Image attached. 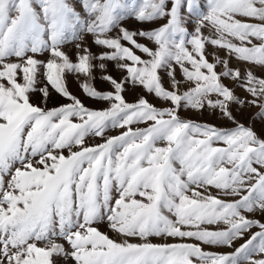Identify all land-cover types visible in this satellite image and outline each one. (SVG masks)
Here are the masks:
<instances>
[{
  "label": "snow or ice",
  "instance_id": "obj_1",
  "mask_svg": "<svg viewBox=\"0 0 264 264\" xmlns=\"http://www.w3.org/2000/svg\"><path fill=\"white\" fill-rule=\"evenodd\" d=\"M125 18L166 22L134 32ZM86 34L103 49L98 55ZM69 42L75 62L63 51ZM208 45L228 58L210 62ZM232 58L264 66V0H207L206 12L199 0H0V264H264V223L246 215L264 214V139L232 114V105L251 104L264 119V78L233 68ZM113 62L120 80L108 73ZM176 66L190 85L183 92ZM95 71L111 91L92 85ZM66 74L83 76V93L108 107H86L69 92ZM40 76L46 83L37 89ZM128 84L170 107L143 97L128 103ZM49 86L70 102L51 109L30 102L37 90L47 101ZM205 108L235 126L179 115ZM110 127L121 131L105 136ZM87 137L103 142L89 146ZM105 219L118 239L93 226ZM252 228L259 231L248 235Z\"/></svg>",
  "mask_w": 264,
  "mask_h": 264
},
{
  "label": "rangeland",
  "instance_id": "obj_2",
  "mask_svg": "<svg viewBox=\"0 0 264 264\" xmlns=\"http://www.w3.org/2000/svg\"><path fill=\"white\" fill-rule=\"evenodd\" d=\"M199 3L201 5V10L206 12L207 11V0H199ZM165 22L166 21H164V20H158V21L150 22V23H140V22L136 21L134 18H125L122 21V24L129 31L135 32V31H139L141 29L151 30V29L159 27L160 25H162ZM250 22H257V21H250ZM194 27H195V21L194 20L189 21V24H188L189 30L191 31ZM115 34H116L115 31L110 33V35H113V36ZM204 34L206 36H211V35H213V30L210 27L206 28V29H204ZM137 39H138V42H140L142 44H147L149 47H154V45L151 42L147 41L145 38L137 37ZM83 42L91 49L93 54L98 55L103 50L101 48H98L97 46H95L92 43V37L90 35L86 34L84 36ZM253 43L259 44L260 41L253 39ZM63 51L71 58L72 61H74V62L76 61L77 49H76L74 43H72V42L66 43L63 46ZM137 54L141 55L142 58H145V59L147 58L142 53L137 52ZM206 56L210 62H214L215 57H220V58H224V59L228 58V54L226 51L221 50L218 47H213L211 45L206 46ZM37 58L40 60H46L47 59V53H45L43 55H39ZM9 61L10 62H17L15 57H10ZM230 64L233 68H239L242 72H247L248 70H251L255 76H257L259 78H264V66H260V65H256V64H249L246 62H240V61H237L235 58H232L230 60ZM216 70L219 72L221 70V67H217ZM108 73L112 77L116 78L117 80L122 79L124 76V73L115 66L114 62L108 64ZM159 74L162 77L163 86L166 89L171 90V82H170V79L165 74V72L161 71ZM93 75H94L95 79L91 80V83L97 90H99L101 92H107V91L112 90L110 83L104 81L101 78V74L99 71H95L93 73ZM175 75H176V79L178 81H182V73L180 71L179 66H176ZM18 79H20L22 82V77H20ZM84 79L85 78L83 76H81L78 79L75 74H66L65 83H66V86H67L69 92L72 95L78 97L83 102V104L90 109L101 110V109L107 108L108 107L107 102L94 100L92 98L87 97L83 93L80 85L82 82H84ZM39 80L41 82L36 85L37 89L44 87V85L46 83L43 80V76H40ZM224 83L227 84L230 88H232L234 90L235 95L238 96L241 100L251 99L249 94L243 88L237 87L230 80H224ZM189 86H190L189 84L182 81L180 91L183 92ZM49 91H50V95L47 98V101H45V99L43 98V96L39 90L31 92L29 94L30 95V102L36 106L41 107V108H48V109L59 107L62 104L70 102L67 99H65L64 97H61L59 94H57L54 90H52L50 88V86H49ZM123 95H124L125 100L128 103H134L138 100V98L143 97L150 104L154 105L158 109L170 107L169 103L156 98L153 94L148 93L141 86L133 87L131 84H128L125 88V91L123 92ZM259 111H260V109L258 107L253 106L251 104H246L243 107H241L238 104L232 105V114L235 117V119L239 123L243 124L244 126L252 128L258 136H260L262 139H264V119L257 118V113ZM179 115L182 119L190 120L192 122L201 123V124L214 125L217 128H232L235 126L231 121L223 118L220 115L219 111L213 112L207 108L200 110V111L192 110V109H181L179 112ZM137 126L143 127L144 125H133V127H137ZM120 131H121L120 129H112L110 127L109 129L106 130L105 136L118 135L120 133ZM102 142H103V140L101 138H98V137H87L85 140V143L89 146L95 145L97 143H102ZM64 154L65 155L68 154L67 150L64 151ZM5 179H7V177ZM211 191L213 192V194H215V192H216L215 189H211ZM115 195L116 194L113 193L114 197H115ZM222 198L230 199V197H222ZM246 215H248L249 218L257 219L261 223H264V214H261L259 211L255 212V213H246ZM93 226L97 227L99 231H101L104 234H107L112 239H118L119 238L117 236V234L114 233L108 227V222L106 219L103 222H98V223L94 224ZM205 227H209L210 229L216 228L215 225H212V226L206 225ZM221 227H223V226L221 225ZM257 231H259V228H252L248 235H250L251 232H257ZM245 238H247V235ZM151 240L153 243L179 242V238L172 239V238L152 237ZM131 242H138V240L132 239ZM186 242L199 243V242L194 241V240H186ZM243 242H244L243 240H238V241H236L235 246H239V244H241ZM201 247L205 251L216 252V253L229 252V251L234 250V249H229V248H225V247H213V246H207V245H201ZM253 258L256 259V258H260V257L254 256ZM59 264H63V262L61 261V262H59Z\"/></svg>",
  "mask_w": 264,
  "mask_h": 264
}]
</instances>
